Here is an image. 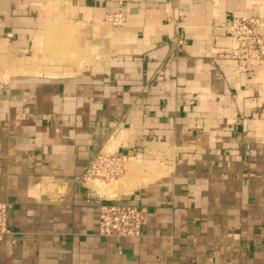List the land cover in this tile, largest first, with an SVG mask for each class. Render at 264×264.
<instances>
[{"label":"crops","instance_id":"0c3cea01","mask_svg":"<svg viewBox=\"0 0 264 264\" xmlns=\"http://www.w3.org/2000/svg\"><path fill=\"white\" fill-rule=\"evenodd\" d=\"M243 17L264 34V0H0V264H264V61L232 58L227 32ZM98 152L124 161L115 190L85 178ZM97 197L144 207L142 235L100 236Z\"/></svg>","mask_w":264,"mask_h":264},{"label":"built area","instance_id":"2783aa9c","mask_svg":"<svg viewBox=\"0 0 264 264\" xmlns=\"http://www.w3.org/2000/svg\"><path fill=\"white\" fill-rule=\"evenodd\" d=\"M104 21L112 26L125 23L122 11L108 14ZM232 48L230 56L242 61H264V34L259 21L252 17L233 18L228 23ZM124 161L120 156L98 152L88 163L85 178L113 179L123 173ZM90 197L91 195L88 194ZM97 232L103 237L137 238L147 224L148 213L144 207L106 203L97 199ZM9 205L0 202V241L9 233Z\"/></svg>","mask_w":264,"mask_h":264},{"label":"rangeland","instance_id":"374dc122","mask_svg":"<svg viewBox=\"0 0 264 264\" xmlns=\"http://www.w3.org/2000/svg\"><path fill=\"white\" fill-rule=\"evenodd\" d=\"M119 177H116L113 179H91V182L94 184L96 188H99V187L102 188V187H107V186H113ZM97 184L99 185V187ZM115 188H112V190H115ZM97 199H99V197H97Z\"/></svg>","mask_w":264,"mask_h":264},{"label":"bare ground","instance_id":"6f19581e","mask_svg":"<svg viewBox=\"0 0 264 264\" xmlns=\"http://www.w3.org/2000/svg\"><path fill=\"white\" fill-rule=\"evenodd\" d=\"M98 185V184H97ZM98 187H99V185H98ZM109 189H111L112 190V188H115V186H107ZM100 188V187H99ZM98 188V189H99Z\"/></svg>","mask_w":264,"mask_h":264}]
</instances>
